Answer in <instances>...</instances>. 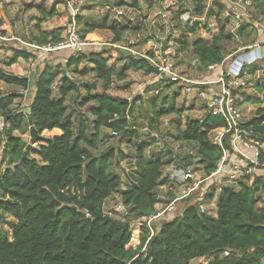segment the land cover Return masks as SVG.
<instances>
[{
  "label": "trees",
  "instance_id": "obj_1",
  "mask_svg": "<svg viewBox=\"0 0 264 264\" xmlns=\"http://www.w3.org/2000/svg\"><path fill=\"white\" fill-rule=\"evenodd\" d=\"M253 2L256 13L264 15V0ZM190 3L197 17L208 11L209 16L213 14L204 0H190ZM38 8L45 11L43 5ZM94 27L90 25L89 29ZM197 27L194 23L188 31L193 32ZM244 27L240 28L241 33ZM121 28L115 24L111 27L112 42L121 39ZM223 30L221 25L208 42L201 37L192 41V52L199 59V67L207 69L223 61L225 55L220 41L227 38ZM60 39L59 30L41 31L40 37L35 38L37 44ZM185 45L187 42L183 41L181 47ZM86 48V53L68 57L66 66L76 67L85 60L88 67L79 72L93 73L103 86L97 91L93 83V93L87 88V95L80 104L94 103L80 111L82 115L77 118V123L71 112H67L65 99L69 94L79 92L80 84L60 67L53 69L45 65L39 71L33 81L32 101L26 112L12 107L19 93L0 91L3 124L0 148L2 141L5 143L1 156L5 167L0 162V264H190L193 258L211 256L214 257L209 264H262L264 206H257L259 201L264 202L262 171L250 184L246 178L237 188L223 187L215 216L201 213L197 203L189 199L166 218L165 223L158 222L157 226L154 222L155 231L149 239L142 227L138 246L127 248L132 238V222H140L154 210L156 189L167 181L163 177V168L172 159V149L162 157H147L145 149L151 139L137 143V177L120 192L125 212H116L127 220L103 209L107 198L121 190L122 180L111 165L116 155H124L120 151L116 154L111 146L103 151L92 149H97L101 143L102 128L118 132V143L125 138L132 142L134 137L150 135L136 127L140 116V105L135 104L137 98L115 96L108 89L113 77L124 80L129 70L145 74L157 72L145 58L129 52L120 51L117 58L122 65L117 69L108 63L109 56L104 52L107 49H93L89 45ZM35 54L36 49L14 45L7 64L15 63L18 58L27 60ZM160 78L167 79L164 74H160ZM0 81L22 89L28 88L31 82L28 76L15 75L2 68ZM54 83H57L56 97L53 95ZM154 100L155 96L148 102L149 124L158 122L163 115L179 111L174 105L156 109ZM248 100L256 103L257 110L241 127L260 136L264 132V98L249 97ZM30 126H35L39 133L53 128L61 132L51 137L42 136L37 141L41 144L32 147L13 135L14 131L25 132ZM225 128L224 119L207 109L199 118H188L186 127L178 129L175 139L194 143L195 155L200 157L208 174L215 169L222 154L221 148L211 141L210 134ZM124 129L126 132L119 139ZM24 151H31L38 160L30 157L29 152L23 158ZM96 153L99 156L96 157ZM194 156L185 159L193 160ZM258 159L264 161L262 148ZM212 193L206 194L207 198H211ZM6 218L12 219L10 230L2 226Z\"/></svg>",
  "mask_w": 264,
  "mask_h": 264
},
{
  "label": "rangeland",
  "instance_id": "obj_2",
  "mask_svg": "<svg viewBox=\"0 0 264 264\" xmlns=\"http://www.w3.org/2000/svg\"><path fill=\"white\" fill-rule=\"evenodd\" d=\"M0 1V7H3V13L0 12V25H5L8 27L7 29L11 30L10 21H19L17 34L26 41L36 42L35 38L40 37L39 27L40 29L53 28L54 30H59L60 34L65 35L66 29L71 25H75L80 35H82L86 41L93 43L89 45V47L93 49H107L104 51L107 53L106 56L108 53H111L108 63L112 67L115 66L114 68H117V64L119 65L117 62L121 61L118 60L117 55L123 50L120 49L119 46H106L108 43H112L114 33L111 27L116 23L115 25L122 27L121 32L123 36L120 45L128 44L129 47L140 55L152 53L150 55L156 57L159 53L168 54L167 58L172 63L174 71L195 81L202 80L204 77L201 74L198 62L194 61L196 56L192 52L191 43L198 37L203 38L207 42L210 41L211 38L218 33L219 27L223 25V32L227 38L221 40L220 43L225 56L223 64L216 65V68L219 67V69L228 71V65L231 64V61H234L235 65L238 66L243 62L241 67L244 68L243 76L246 79V84L238 89L239 105L243 112V119H250L257 110L256 103L250 102L248 100L249 97L264 98V53L262 54L261 52L264 42H260L262 38L258 36L257 29L261 33L264 32V30L261 24H258L257 27L253 26L252 28L245 26L241 33L239 31L240 29H235L232 23L228 20L224 21L222 17H219L220 20L217 22L215 16L217 14L219 15L225 8V5L222 3L225 2V0H204V4L209 6L213 13L209 18L213 17L215 22L211 21L210 24H208L206 20V24H203L198 20L194 21V23H197L198 27L193 32L188 31V27L194 24L191 23V17H197V15L192 12L193 6L190 0H81L80 2L78 0H73L70 3H68L67 0H27L28 2L31 1L33 5L44 2L46 11H49L54 5L57 9V14L50 18H47L46 13H42L35 7H26L21 0H7L11 2L6 4H3L6 0ZM133 3H135V5ZM76 5H79V7L75 9L74 7ZM8 6L11 7L12 10L6 12ZM17 7H19V9H17ZM72 8L75 12H73ZM256 18L257 20H262L260 14H256ZM27 22L30 24H27ZM90 25H94L95 27L89 29ZM183 41H186L187 45L182 48ZM45 43L55 42L48 40ZM163 45L164 48L162 49ZM13 49L14 43L12 41L5 42V45H0V67L5 65L6 69H9V72L19 76H22L26 71L31 72V82L27 89H22L20 86L0 81V91L4 93H19V96L16 97L12 106L14 109L24 112L29 109L32 101L33 81L45 65H50L53 69L56 67L64 69L67 75L77 80L80 84L79 92L69 94L65 99L67 112H71V116L75 119L76 123L77 118H80L82 115L80 111L86 110L90 104L94 103L91 101L85 105L80 104L82 98L87 95V88L93 93L94 90L91 85L94 83L97 91L102 90L103 82L96 79L93 73L81 74L79 72L88 67V63L85 60H82L76 67L71 66L67 68L66 61L68 57L73 55L67 52L69 51L67 49L66 52H64L63 49L58 51L50 50L43 52L44 54H41V51L37 50V54L31 55L30 59H20L17 63L8 66L7 61L12 55ZM85 50H87V48H85ZM85 50L82 52H85ZM7 51H10V53ZM45 54L47 56H45ZM132 55L142 57L136 53H132ZM128 73L125 81H119L113 77V85L110 86L108 91L116 94L118 93L129 99L137 98L135 104L140 105V116L137 120L139 125L136 127L140 129V131H148L150 134L159 133L167 150L169 149L166 154L170 149H172V153L173 149L175 151L178 149L182 154L190 150H195L193 142L177 141L175 136L179 128L184 129L186 127V120L188 118H199L207 111L206 102L214 91L208 93L210 94L208 95L209 97L207 96V92H204L205 95L200 96L198 95V89L196 90V84H193L194 88L192 87L191 90L187 92L185 91V85L177 84L167 79H161L160 75L154 73L145 74L142 71H128ZM214 84L216 85V83L205 84L199 87V89L203 90L204 86H213ZM56 85L57 83L53 84V95L55 97L57 96ZM153 96H155L154 101L156 109L161 106L174 105L179 111L163 115L159 118L158 122L149 124L147 117L150 115V104H148V102ZM86 114L90 116L89 113ZM55 133V130H52L42 131L40 134L43 137H51ZM13 135L19 136L32 147H38L41 144V142L30 143L29 130L25 132L14 131ZM245 136L249 140L258 139L259 143L263 145L262 149H264V133L260 136L253 134H246ZM151 137L150 135L146 137L137 136L134 137L132 142L127 141L125 138L118 143L116 136L113 135L109 129L102 128L101 143L97 149L92 150L103 151L111 146L115 149L116 154L120 151L124 155L123 157L116 155L115 159H113L111 168L115 167L119 173L122 180V187L118 193L110 197L109 204H105L103 208L105 212L117 218L127 220V218H123L119 213L114 212L112 207L117 202H121L120 192L123 190L122 188H126V186L130 185L137 177V165L135 160L137 143L143 139L150 140ZM4 145L5 143L2 141L0 162L3 167H5V163L2 161L1 156ZM28 152L30 157H34L38 160L36 155L31 153V151ZM145 155L150 157L153 155V152L146 148ZM186 163L189 168L195 170L198 174H203V164L202 166L198 165L199 162L195 161V159L191 160V158H189V161ZM168 168L169 165L163 168L164 174L168 173ZM259 171L261 172L260 169ZM220 191L219 189L214 190L211 203L210 199H201L205 206L210 209L207 215L215 216V209L220 198ZM181 204L182 201H178L176 204L177 208L180 207ZM257 206L263 207L264 202L259 201ZM10 221H12L11 218H6L5 222L2 224L3 228L10 230ZM155 224L159 226L158 222H155ZM131 225L132 238L134 237L133 235L136 234V230L138 233L135 235V241L132 242V240H130L127 244L128 249H131L130 245H134L135 243H137V245H135L134 248L138 246L139 237L142 233L141 227L137 222L133 221ZM218 256H222V254ZM213 257L214 256L193 258L190 260V264H209ZM262 264H264V258L262 259Z\"/></svg>",
  "mask_w": 264,
  "mask_h": 264
},
{
  "label": "built area",
  "instance_id": "obj_3",
  "mask_svg": "<svg viewBox=\"0 0 264 264\" xmlns=\"http://www.w3.org/2000/svg\"><path fill=\"white\" fill-rule=\"evenodd\" d=\"M72 1L73 0H67L68 3ZM78 1L80 2L81 0ZM249 4V0H228L219 16L224 20L230 21L235 28H238L243 20L252 21L253 19V15L247 8ZM78 7L79 5H76L74 8L76 9ZM73 12H75L74 9ZM191 19V23L198 20L203 24H205L207 20L205 17H191ZM261 26L264 30V22ZM12 39L32 49L40 50L42 54L50 50L58 51L67 49L70 50L73 55H77L84 51L88 45L93 44L86 41L80 35L75 25H71L67 29L66 35L55 43L36 44L13 36L8 37L3 35L0 31L1 41ZM260 42L263 43L264 39ZM109 45L119 46L131 53L142 56L154 67L158 75L164 74L168 80L185 85V91L187 92L191 90L193 84L202 83L188 79L174 71L172 63L165 54L159 53L156 57L150 54L140 55L129 47L128 44L117 45L115 43H109ZM220 64L222 65L223 61ZM242 65L243 62L237 68L233 69L231 68V64H229L228 71L221 69L215 80V83L218 84V90L214 92L206 102L208 109L220 115L226 123V128L224 130H218L210 134L211 141L217 144L222 152L215 169L208 174H198L195 170L187 166L186 162L189 160L185 159L186 157L194 156V150L182 154L178 149H176V151L173 149L171 155L172 159L167 164L169 165L168 173L164 174L163 172V177H165L167 181L158 186L159 189L156 191L157 201L154 204V210L148 216L143 217L140 222H137L141 229L142 227L146 229L148 233L147 239L154 234V222H160L162 219L169 218V216L171 217L177 209L176 204L178 201L186 203L189 199L194 200L198 205L199 211L208 214L210 209L205 206L201 199H210L211 203L213 198H207L206 194L214 192L216 189L221 190L225 186L236 188L239 186L240 181L256 176L259 169L264 172V161L261 162L258 159L260 148H262L261 144L258 139H247L245 135L251 134L252 130L247 131L241 127L244 119L243 112L239 105L238 89L246 84V79L243 76L244 68L241 67ZM198 95L201 96L202 92H199ZM2 125L0 119V130L2 129ZM111 133L118 136V132L116 131H111ZM152 135L154 142L149 143L147 149L152 151L154 156H165L169 149L167 150L161 135L159 133H152ZM232 155H236V157L230 158ZM117 203L112 207V210L114 212L122 211L124 213L125 209L122 203ZM158 228L159 227H157V229ZM224 253L228 254V251Z\"/></svg>",
  "mask_w": 264,
  "mask_h": 264
},
{
  "label": "crops",
  "instance_id": "obj_4",
  "mask_svg": "<svg viewBox=\"0 0 264 264\" xmlns=\"http://www.w3.org/2000/svg\"><path fill=\"white\" fill-rule=\"evenodd\" d=\"M22 2H23V4H25L26 5V7H35V8H37L39 11H41L40 10V8H38V6L39 5H43V7H44V9H45V4H44V2H40V3H38V4H35V5H33L32 3H31V1L30 2H28L27 0H21ZM135 1V0H134ZM250 1V4L247 6V8H248V10H249V12L253 15V19H252V21H246V20H243L242 21V23H241V25L238 27V28H235V29H240L242 26H248L249 28H252L253 26H256L257 27V24H261L262 25V23L264 22V15H261L262 16V20H257V18H256V14H258V13H256V11H255V4H253V0H249ZM1 2V1H0ZM8 2H11V1H4L3 2V4H6V3H8ZM228 2V0H225V2H222L224 5L226 4ZM30 3V4H29ZM209 7V6H208ZM2 9H3V7H0V12H2L3 13V11H2ZM17 9H19V7H17ZM54 9V10H53ZM10 10H12L11 9V7H9L8 6V8L6 9V12H9ZM210 10V9H209ZM51 11V12H50ZM42 13H46V17L47 18H50V17H53L54 15H56L57 14V9H56V7L53 5L52 7H51V9L49 10V11H46V9H45V11H41ZM220 15V14H219ZM218 14L215 16L216 17V21L218 22L220 19H219V16ZM201 17H205V18H207V23L208 24H210V22L211 21H214L215 22V19L213 18V17H211V18H209V15H202V16H200L199 18H201ZM195 18V17H194ZM221 18V17H220ZM224 21H227V20H224ZM230 22V21H229ZM18 23H19V21H10V27H11V30L10 29H7L8 27L7 26H5V25H0V31H1V33L3 34V35H6V36H8V37H11V36H13V37H17V38H20V39H22V40H24L23 39V37H21V36H19L18 34H17V32H18ZM231 23V22H230ZM27 24H30V23H28L27 22ZM114 24H116V23H114ZM206 24V23H205ZM39 25V24H38ZM38 30H39V33L41 32V31H51V30H54L53 28H50V29H40V27L38 28ZM257 32H258V36L259 37H261L262 39L264 38V32H260L258 29H257ZM66 33H67V29H66V32H65V35H66ZM15 34V35H14ZM122 36H123V34H121V39H122ZM64 37V35H62L61 34V39ZM121 39L119 40V41H114V42H112V43H115V44H117V45H120V43H121ZM10 41H12L13 43H14V45H19V46H23V44H21V43H19L17 40H15V39H12V40H8V41H1L0 40V45L2 46V45H5V42H10ZM24 41H26V40H24ZM27 42H29V41H27ZM32 43H34V42H32ZM36 43V42H35ZM37 44V43H36ZM108 45H109V43H108ZM26 46V45H25ZM110 46H113V45H110ZM113 47H115V46H113ZM30 48V47H29ZM120 49H122V48H120ZM123 51H125V52H129V53H131L130 51H128V50H125V49H122ZM63 51L64 52H66V49H63ZM7 52H9L10 53V51H7ZM67 52H69L70 54H72L71 53V51L69 50V51H67ZM262 54L264 53V46L262 47ZM8 53V54H9ZM42 54V53H41ZM44 54V53H43ZM107 53H105V55H106ZM110 54L111 53H108V55L107 56H110ZM122 55H125L124 53H121ZM132 54V53H131ZM161 54H163V53H161ZM164 55V54H163ZM44 56V55H43ZM45 56H47L46 54H45ZM44 56V57H45ZM119 55H117V57H118ZM165 56H168V54L167 55H165ZM196 56V55H195ZM20 59H22V58H18L17 59V61L15 62V63H17L18 62V60H20ZM30 59V58H29ZM22 60H24V59H22ZM28 60V59H27ZM194 61H197L198 62V65H199V59L197 58V56H196V58L194 59ZM15 63H13V64H15ZM117 63H119V65L117 64V68H120V66L122 65V61H118ZM13 64H11V65H13ZM8 65V64H7ZM216 65H219V64H216ZM216 65H212V66H209L207 69H203V68H201V67H199L200 68V71H201V74H202V76L204 77V79H202V80H199V82H202V83H200V84H194L197 88H196V90L198 89V93L199 92H202V95H205V93L204 92H207V96L208 95H210V94H208L209 92L211 93L212 91H214V92H216L217 90H218V84H214L213 86H204V91L203 90H201V89H199V87H201L202 85H205V84H212V83H215V80H216V78H217V76H218V74H219V72L221 71V69H219V67H217L216 68ZM8 66H10V65H8ZM238 65H235V62L234 61H231V68H233V69H235L236 67H237ZM113 67H115V66H113ZM0 68H2L3 70H5V71H7V72H9V69H6V67H5V65L4 66H2V67H0ZM212 71H211V70ZM42 70V69H41ZM129 71H131V70H129ZM211 71V72H210ZM250 72H251V69H250ZM30 74H31V72H28V71H26V73H24L22 76H28V77H30ZM129 73H127V75H128ZM116 79V78H115ZM117 80V79H116ZM126 80V78L124 79V80H122V81H125ZM168 80V79H167ZM119 81H121V80H119ZM170 81V80H169ZM113 85V80H112V82H111V86ZM193 88H194V86H192ZM27 89V88H26ZM109 92V91H108ZM110 94H112V95H115V96H120V97H123L122 95H120V94H116V93H113V92H109ZM201 95V96H202ZM238 95H239V93H238ZM209 97V96H208ZM127 98V97H126ZM207 105V104H206ZM207 109H208V107H207ZM209 110V109H208ZM244 121H245V119H244ZM244 123V122H243ZM262 125H264V123L262 124ZM52 130H55V134H59L61 131H60V129H58V128H53ZM52 130H44V131H52ZM102 130V129H101ZM264 133V132H263ZM262 133V134H263ZM251 134H253V135H257V134H255V133H251ZM261 134V135H262ZM152 136V137H151ZM150 142L149 143H152V142H154V138H153V135H152V133L150 134ZM149 143H148V145H149ZM147 145V146H148ZM263 145H261V147H262ZM147 148V147H146ZM263 148V147H262ZM146 150V149H145ZM194 151H196V150H194ZM181 153V152H180ZM196 153V152H195ZM195 158H193V160L194 159H196L198 156H194ZM236 157V155H232V156H230V158H235ZM200 158V157H199ZM198 165H201L202 166V164H201V162H199V164ZM202 170H203V174L205 173L206 174V172L204 171V168H203V166H202ZM202 174V173H201ZM252 179L253 178H249V180L247 181V184H250V183H252ZM237 188V187H236ZM122 189H124V188H122ZM158 187H157V189H156V191H158ZM263 195H264V192H263ZM111 197V196H110ZM110 197L109 198H107V200L105 201V204L106 203H108L109 204V199H110ZM264 198V197H263ZM215 212H216V209H215ZM134 237L131 239L132 240V242H134L135 241V235H133ZM138 244H139V241H138ZM135 245H137V243H135L134 245H130V248H134L135 247Z\"/></svg>",
  "mask_w": 264,
  "mask_h": 264
},
{
  "label": "water",
  "instance_id": "obj_5",
  "mask_svg": "<svg viewBox=\"0 0 264 264\" xmlns=\"http://www.w3.org/2000/svg\"><path fill=\"white\" fill-rule=\"evenodd\" d=\"M207 15H209V11L207 12ZM163 48H164V45L162 46V49ZM29 120H31V118H29ZM125 132H126V129H124L123 131L120 132L119 139H122V137L124 136ZM29 134H30V143L31 144L37 142L42 137V135L35 128V126H30L29 127ZM27 146H29V144ZM26 155H27V152L24 151L23 152V158H26ZM95 156L96 157L99 156V153H96ZM195 161L201 162V159L199 157H197L195 159ZM160 222L161 223H165L166 222V219H162V220H160Z\"/></svg>",
  "mask_w": 264,
  "mask_h": 264
}]
</instances>
